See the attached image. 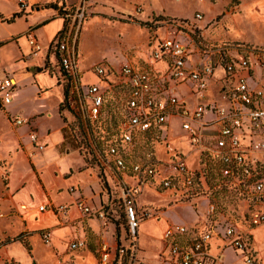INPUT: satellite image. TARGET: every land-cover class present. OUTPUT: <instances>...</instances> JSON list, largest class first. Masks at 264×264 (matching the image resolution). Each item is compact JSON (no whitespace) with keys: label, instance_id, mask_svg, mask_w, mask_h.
<instances>
[{"label":"rangeland","instance_id":"rangeland-1","mask_svg":"<svg viewBox=\"0 0 264 264\" xmlns=\"http://www.w3.org/2000/svg\"><path fill=\"white\" fill-rule=\"evenodd\" d=\"M26 1L29 13L49 10L53 16L64 19L62 30L72 28L83 84L96 81L105 86L92 70L88 72L89 67L99 61L120 70L125 61L140 64L150 61L159 38L188 42L187 34L180 29L186 24L197 25L196 35L205 43L264 47V0H41L34 5ZM198 13L201 18L197 17ZM24 26L21 23L20 28ZM42 34L45 41L50 38L47 30ZM38 35L41 37V32ZM22 44L28 49L25 41ZM9 51L11 56L15 49L10 47ZM194 51L190 61L198 56ZM252 63L256 66L257 79L264 81V66L253 57ZM19 65L6 69L14 75L18 85L12 92V102L0 106V264H75L83 254L89 255L87 264H100L104 247H115L123 229L128 228L124 205L114 204L113 213L105 222L97 215L76 210L73 203L76 199V203L81 200L88 206L98 207L100 196L106 193L113 196V192L118 196L123 185L139 191L137 199L143 209L163 213L161 220L148 217L139 228L141 256L146 261L157 263L155 254L163 246L161 234L169 222L193 227L215 218L249 235L253 228L262 227L255 232L253 244L262 253L263 263L261 260L259 264H264V225L250 224L254 197L250 196L248 188L218 185L215 164L207 156L201 158L198 152H191L190 133L183 127L182 116L168 115L169 126H165L163 139L139 136L129 150L128 163L151 157L168 160L182 150L188 155L192 169L206 163L211 170L210 197L201 193L187 198L181 192L164 190L151 180L138 184L130 171H118L105 165L108 144L114 138L113 109L106 120L89 124L82 115L77 93H73L75 87L64 72L50 61L35 70L36 76ZM185 84L180 87L179 95L189 97L193 85ZM217 86L220 90L223 83L218 82ZM120 93L110 92L109 96L118 99ZM60 99L61 103L66 100L62 110L60 105L58 107ZM217 99L220 103V94ZM17 117L23 120L21 124H16ZM55 131L60 132L59 141H54L59 133L49 135ZM32 133L37 134V142L31 140ZM38 141L46 142L47 146L39 148L38 144L42 143ZM71 150H76L85 161L83 167L71 169L72 173L80 170L89 174L93 170L91 173L99 182L95 194L99 195H89L92 188L87 183L84 191L74 180H63V175L71 176V171L63 167L82 162L73 151L62 160H56ZM45 164L48 165L43 169L41 165ZM83 179L88 182L89 176L83 174ZM50 185H54L52 190ZM210 199L218 207L214 216L207 213ZM45 204V210H40ZM23 205L28 209H23ZM59 205L67 207L66 213L57 207ZM258 205L264 208V204ZM222 254L224 264H247L246 254L233 246L225 248Z\"/></svg>","mask_w":264,"mask_h":264},{"label":"built area","instance_id":"built-area-1","mask_svg":"<svg viewBox=\"0 0 264 264\" xmlns=\"http://www.w3.org/2000/svg\"><path fill=\"white\" fill-rule=\"evenodd\" d=\"M22 12H27L29 4L19 0ZM201 18L200 13L197 14ZM73 27V26H72ZM191 29L197 33V25L186 24L180 29ZM32 54L40 53L44 46L39 41L34 28L25 33ZM197 35L188 42L166 37L158 40L152 53L155 61H165V85H158L157 76L151 71L131 63H123L120 70L100 62L89 69L100 83L89 81L83 84L80 77L76 38L72 28L60 31L52 50L60 70L71 79L78 95L82 115L90 123L99 121L106 114L110 102V92L118 93L117 106L122 110L118 133L108 144V156L104 164L118 171L134 175L137 183L147 180L157 182L164 190L181 192L187 198L198 181L204 183V176H198L199 168L192 169L186 154L179 150L168 160L151 157L128 163L127 154L135 140L141 135L158 136L163 139L165 126H169L168 115L183 117V127L190 133L191 152H198L217 159L222 163L221 174L227 178L226 184L248 188L254 197L250 210V224L264 225V81L259 77L252 57L264 66V47H246L239 43H220L210 46L199 41ZM196 46V47H195ZM197 53L198 61H190V55ZM224 71L223 86L217 98L197 103L194 107L176 96L169 86L191 82L194 93L209 88L212 77ZM15 87L11 76L0 78V99L9 103ZM23 120L16 118V123ZM168 130V128H167ZM37 142V134L30 135ZM44 144H38L43 149ZM173 149V148H172ZM168 153V150H166ZM110 157V158H109ZM121 182V179H119ZM138 190L127 185L121 186L118 196H113L98 209H92L83 201H78L81 210L89 215H97L109 221L116 203L124 205L128 228L120 236L114 252L104 247L101 264H224L223 250L233 246L247 256V264H259L258 251L253 247L251 236L231 223L209 219L205 226L188 227L170 224L162 236L163 250L157 254V263L146 262L141 256L139 228L148 217H159L156 212L141 209L138 205ZM23 207H26L24 205ZM258 207V208H257ZM46 205H41L44 210ZM62 211L66 206H61ZM209 216L218 211L217 204L210 199L207 210ZM215 220V221H214ZM220 243L215 247L214 241ZM75 246H78L75 244Z\"/></svg>","mask_w":264,"mask_h":264},{"label":"crops","instance_id":"crops-1","mask_svg":"<svg viewBox=\"0 0 264 264\" xmlns=\"http://www.w3.org/2000/svg\"><path fill=\"white\" fill-rule=\"evenodd\" d=\"M28 1H29V3L31 5H34L35 3H37V2H39L41 0H28ZM16 13H22L24 15L21 14V15L17 16L13 21H8V19L12 18L14 16V14H16ZM28 13H29L28 11H27V13L21 11L20 4H19L18 0H0V71L3 68L2 72H1V75H0V78L5 77V76H11L15 80L14 90L17 88V85H18L17 80L15 79L14 75H12L6 69L10 70L11 68H14V66L18 65L19 63H20V65H19L20 67H22L24 69H28V71H30V70L33 71L34 76L37 75V72L35 70L42 68L43 65L47 64L49 61H50V63H52L53 66H56L59 69V71H61L60 67L58 65V62L56 60L55 53L52 50L51 46L53 45L57 34L60 31H62V28L64 27V19L62 17H60V16H53L54 14H52V12H50L49 10H44V9H39V10L37 9L35 14H33V13H29L28 14ZM21 23L25 24V26L22 27V28H20ZM29 28H34L35 29V33H36L39 41L44 46L43 51H41L38 54H32L31 47H30L28 39H27V37L25 35V33L27 32V30ZM45 30H47L49 32V34H50V38L47 41H45V38L43 37V34H42V32H44ZM39 32H41V35H42L41 37L42 38L38 35ZM184 32L187 34L189 40L192 37H194V36L196 37V34H194V32H192V30L190 28L189 29H185ZM160 39H164V38H159L158 40H160ZM23 41H25L28 44V49H27L26 46H23V44H22ZM199 41L200 42L203 41L202 43L210 45V46H217V45L220 44V43H217V42H206L205 43V41L201 40V38H199ZM156 43H158V41ZM10 47L11 48L13 47L15 49V51L13 52V55H11V56L8 55L11 52V51H9ZM46 47H47V49H46ZM77 54H78V64H79V66H81L78 50H77ZM34 57H37V59H34ZM7 59H8V62L6 61ZM52 59L54 61H52ZM150 59H151L150 61H146V63H143V64L131 63L129 61H125L124 63H131L133 65H136L138 67H141L143 69H147V70L151 71L154 75L157 76L158 85H161V86L165 85L166 88L168 89V84L164 83L165 82V72H166V69H167L166 62L165 61H154L152 58H150ZM192 61L193 62L198 61V57H196L195 59L193 57ZM100 62H104V61H99L98 63H100ZM105 63H108V62H105ZM108 64H110V63H108ZM110 65H112V64H110ZM112 66H114V65H112ZM90 68L91 67H89V69ZM88 72H89V70H88ZM223 78H224V71L222 69H220L212 77V79L210 81V84H209L208 90H206L204 92H201V93H194L193 92L194 89H193V87H191L189 89V97H185L183 95V93H182V95L181 94L179 95V89H180L181 86L186 85L185 82H183L181 84H178V85L172 84L171 86H169V89H171V92L173 91V93H175L176 96H178L179 99L184 100L185 102H187L188 106L194 107L197 103H199L201 101L214 100L215 98H217L218 90H219V88L217 86V83L219 82V83L222 84L223 83V81H222ZM255 80H257V77H254V80H251V83H252V81H255ZM93 82H96V81H93ZM38 90L41 91V87H39ZM11 102H12V99H11V101L9 103H11ZM9 103H4L0 99V106H4L5 104H9ZM60 104H61V99L59 100L58 107H59ZM56 133H59V137H57L54 141H59L61 139L60 132L55 131V132H53V133H51L49 135L54 136ZM38 143H42L45 146H47L46 142L38 141ZM72 151L75 154H78L76 152V150L75 151L71 150L69 153H66L63 156H58L56 160H59V159L62 160L63 158L68 156V154H70ZM78 155L81 157L82 162L78 163V165H76V166H73V163H72V165L69 164L67 167H63L64 170L71 171V169L75 170V168H77V167L80 168V167H83L85 165V161H84L83 157L80 154H78ZM38 161H39V163L41 162V160H39V159H38ZM47 165L46 164L45 165H41V167L43 169H45V166H47ZM91 172H94V171L92 170ZM91 172H89V174H86L84 172H81L80 170H78L75 173H72V171H71V176L65 177V175H63L62 178H63L64 181H68L70 179L74 180L75 181L74 184H80L84 191H85V184L86 183L89 184V186L92 188V193H89V195L92 194L94 196H97L99 194H95V192L96 191L98 192L99 182L97 180V176L92 175ZM83 174L89 176L88 182H86V180L83 179ZM72 185L73 184H71L70 186H72ZM52 186L54 187V185H50V189L51 190L53 188ZM111 196H112V194L106 193L104 195V197L100 196L98 207L92 206V205H89V206L92 209H98L103 204L107 203L109 198H111ZM137 201H138L139 207L141 209H143L144 206L139 204V199H137ZM77 203H76V199H75L73 204L76 207V210H81ZM61 206H63V205H59L57 207L60 208ZM22 208L26 209V210L28 209L27 206L26 207H22ZM39 209H40V207H39ZM52 211H53V209H52ZM63 212L66 213V211H63ZM72 212H75V211L73 210ZM159 213L160 214H159V217L157 219L161 220L163 213H162V211H160ZM54 214H55V212H54ZM207 223L208 222L204 221V222L197 223V225H194V226H202L203 227ZM170 224H176V223L169 222V225ZM141 225H142V223H141ZM259 228H262V227H256V228H253L251 230L252 232H251L250 236H251V239H252V244H253V238L255 236V232ZM122 233H124V232H122ZM122 233H121V235H122ZM163 233H164V231H162L161 236H163ZM161 242H163L162 239H161ZM118 243H119V240H118L117 244ZM219 243H220V241L215 240L213 244L216 247ZM117 244H116V246H117ZM116 246L111 248V252L112 253L114 252ZM163 247H164V245L162 246V248H160V250L157 251V253L155 254L156 256H157V254L161 253V251L163 250ZM253 247H254V244H253ZM255 249L258 251L259 258H260L261 255H262L261 251H259L257 248H255ZM88 258H89L88 254H83V255H81L80 258L75 260V264H87L89 262ZM261 260H262V257H261ZM146 262H151V261H146ZM262 263H263V260H262Z\"/></svg>","mask_w":264,"mask_h":264},{"label":"trees","instance_id":"trees-1","mask_svg":"<svg viewBox=\"0 0 264 264\" xmlns=\"http://www.w3.org/2000/svg\"><path fill=\"white\" fill-rule=\"evenodd\" d=\"M21 14L22 13H16V14H14V16L12 18L8 19V21H13L17 16H19ZM73 93L74 94L76 93L75 89H73ZM66 100H67V98H66ZM66 100L63 103L60 104V110H62L63 108L66 107ZM115 100H116L115 98L114 99L111 98L110 102H113V104H110L109 103V105L107 107V110H106V114H104V116L99 120V121L106 120L109 117V111L113 109V113H112V116H111V120H112V123L115 124L114 138L116 137V133H118L119 120H120L121 112H122V110L119 108V106H117V103H116ZM115 108H117V110H114ZM99 121H97V122H99ZM94 123H96V122H94ZM114 138L112 140H114ZM128 156H129V151H128V154H127V160H128ZM202 156H207V155L202 154L201 155V158H202ZM207 157L218 168V174H219V178H218V181L219 182H218V185H221L223 183L226 184L227 178H225L221 174L222 163L219 160H217V159L211 158L210 156H207ZM200 174H203V176H204V183L205 184H203L202 182L198 181L196 183V186H195L193 192H192L191 198H193L195 196H198L201 193H205V194H207L210 197V195H209L208 192L212 188V183H211V179H212L211 176H212V174H211V170L209 169V167H208V165L206 163H204V165L199 168V172H198L197 175L200 176ZM250 196L252 197L251 194H250Z\"/></svg>","mask_w":264,"mask_h":264}]
</instances>
